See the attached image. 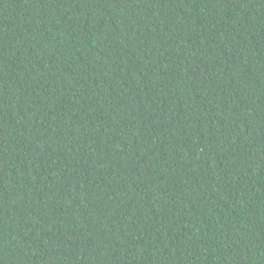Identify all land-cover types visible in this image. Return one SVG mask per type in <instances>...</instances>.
<instances>
[{
    "label": "trees",
    "instance_id": "16d2710c",
    "mask_svg": "<svg viewBox=\"0 0 264 264\" xmlns=\"http://www.w3.org/2000/svg\"><path fill=\"white\" fill-rule=\"evenodd\" d=\"M0 264H264V0H0Z\"/></svg>",
    "mask_w": 264,
    "mask_h": 264
}]
</instances>
